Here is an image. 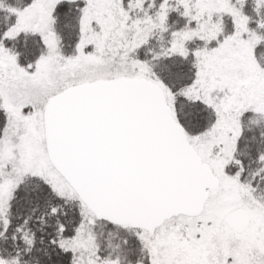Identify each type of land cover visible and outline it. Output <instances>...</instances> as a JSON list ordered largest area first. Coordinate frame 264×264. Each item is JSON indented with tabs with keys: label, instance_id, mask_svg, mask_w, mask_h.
Masks as SVG:
<instances>
[{
	"label": "snow or ice",
	"instance_id": "1",
	"mask_svg": "<svg viewBox=\"0 0 264 264\" xmlns=\"http://www.w3.org/2000/svg\"><path fill=\"white\" fill-rule=\"evenodd\" d=\"M0 264H264V0H0Z\"/></svg>",
	"mask_w": 264,
	"mask_h": 264
}]
</instances>
